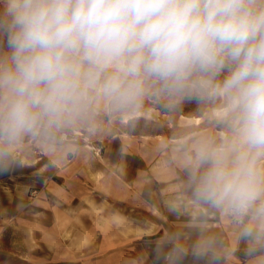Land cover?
I'll use <instances>...</instances> for the list:
<instances>
[{
	"label": "clouds",
	"instance_id": "9594fccd",
	"mask_svg": "<svg viewBox=\"0 0 264 264\" xmlns=\"http://www.w3.org/2000/svg\"><path fill=\"white\" fill-rule=\"evenodd\" d=\"M150 94L222 101L227 134L184 146L189 187L264 224V0H0V159Z\"/></svg>",
	"mask_w": 264,
	"mask_h": 264
},
{
	"label": "crops",
	"instance_id": "0c3cea01",
	"mask_svg": "<svg viewBox=\"0 0 264 264\" xmlns=\"http://www.w3.org/2000/svg\"><path fill=\"white\" fill-rule=\"evenodd\" d=\"M105 115L86 126L106 139L98 153L82 125L0 159V264H264V224L197 202L188 184L184 146L227 130L181 118L136 130L127 113L113 132L98 128Z\"/></svg>",
	"mask_w": 264,
	"mask_h": 264
},
{
	"label": "rangeland",
	"instance_id": "374dc122",
	"mask_svg": "<svg viewBox=\"0 0 264 264\" xmlns=\"http://www.w3.org/2000/svg\"><path fill=\"white\" fill-rule=\"evenodd\" d=\"M223 112L222 101H212L209 99H188L180 97H169L167 95H149L145 98L140 108L135 111L122 113L115 116L105 115L102 117L103 123L99 124V129L115 131L120 127V119L127 117V113H138L139 117L130 122V128L146 130L148 127L161 128L164 119L173 121L176 118L188 120V122L198 121L205 127H211L218 130H227L226 123L222 121L220 113ZM185 117H193L192 119ZM162 118V120H157ZM164 118V119H163ZM198 118V119H197ZM90 124V123H87ZM87 124L82 127L88 134L84 138V142L93 149H102L103 143L106 141L93 139V130L87 128ZM65 132H73V128L65 129ZM78 135L77 133H75ZM81 135V134H80ZM84 137V136H82Z\"/></svg>",
	"mask_w": 264,
	"mask_h": 264
},
{
	"label": "built area",
	"instance_id": "2783aa9c",
	"mask_svg": "<svg viewBox=\"0 0 264 264\" xmlns=\"http://www.w3.org/2000/svg\"><path fill=\"white\" fill-rule=\"evenodd\" d=\"M60 136H61V138H63V139H70V137H71V136L69 137L68 133L65 132V131L61 132ZM73 136H76V134L74 133ZM73 136H72V137H73ZM95 152L98 153V152H99V148H98Z\"/></svg>",
	"mask_w": 264,
	"mask_h": 264
}]
</instances>
